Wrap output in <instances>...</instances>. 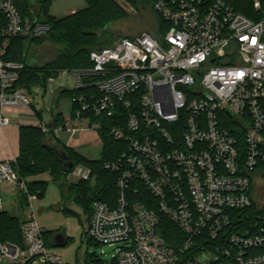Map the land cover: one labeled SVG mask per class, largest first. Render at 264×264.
<instances>
[{
    "label": "built area",
    "instance_id": "obj_1",
    "mask_svg": "<svg viewBox=\"0 0 264 264\" xmlns=\"http://www.w3.org/2000/svg\"><path fill=\"white\" fill-rule=\"evenodd\" d=\"M149 1L168 26L165 35L124 37L92 51V68L65 72L75 81L74 110L52 128L55 136L99 135L103 121L92 119L101 117L114 119L107 129L125 146L104 165L117 175V199L93 203L88 236L117 247L107 264H264V220L248 224L242 213L264 179V0H251L252 16L223 0ZM0 21V125L8 126V111L32 101L13 89L23 65L5 62L6 50L14 39H42L51 28L24 18L16 0H0ZM15 163L0 161V185L27 195L23 245L0 242V264H62L37 221L38 197L19 181ZM73 174L88 181L91 170ZM159 214L185 235L179 247L160 235Z\"/></svg>",
    "mask_w": 264,
    "mask_h": 264
},
{
    "label": "trees",
    "instance_id": "obj_2",
    "mask_svg": "<svg viewBox=\"0 0 264 264\" xmlns=\"http://www.w3.org/2000/svg\"><path fill=\"white\" fill-rule=\"evenodd\" d=\"M87 8L78 11L64 18H56L49 12L53 0H16L17 7L22 16L32 24L41 23L50 26L49 34L42 39L26 40L14 39L11 41L3 58L5 62L23 65L19 73V79L13 85V89H22L32 92L35 88L45 89L49 79H54L61 72L74 71L78 69H90L93 67L90 61V53L96 49L112 46L116 37L109 31V28L120 21L128 19L129 14L117 0H86ZM132 6L149 0H127ZM235 8L236 11L247 16H252L251 0H223ZM37 4V10L34 7ZM158 31L160 35H165L168 26L158 15ZM6 23L0 21V48L3 46L4 38L2 31ZM157 31V32H158ZM156 32V33H157ZM49 40L64 49L57 60L45 66L30 64V50L43 41ZM78 93H82L78 92ZM74 92L64 90L61 96H73ZM37 116H42L36 111ZM125 118V117H124ZM103 121L104 128L99 132L102 141L101 158L99 160H89L78 154L75 149L61 144L55 136L52 128L62 126L65 119L62 114H57L50 126V132L45 133L38 126H21L19 128V155L14 164V170L18 174L19 181H25L30 194L43 198L48 183L34 178L43 174H49L54 183H58L61 189L63 206L61 211L67 215H75L74 210L66 206L65 185L67 177L72 174L78 166H83L91 170L88 181H80L68 187V195L78 206L86 217L83 225L85 227L84 238L88 239V225L92 216V206L96 201L109 202L113 204L117 199V175L104 169V165L116 159L124 149L123 142L115 141L110 135L107 127H112L114 119L104 120L100 118L92 119V123ZM233 132V131H232ZM59 147L62 150H59ZM59 153H65L73 169L65 168V162L60 158ZM34 179V180H33ZM145 193V191H144ZM145 195L150 198L149 194ZM19 199L23 210L27 204V195L20 191ZM153 200V198H152ZM155 203V200H154ZM248 224H256L258 227L264 220V209H258L255 201L252 206L244 210ZM160 215L159 232L163 239L172 247H179L185 240V235L167 217ZM23 219L12 216L5 211H0V242H10L23 245L21 235V224ZM55 232L45 233L46 245L53 248L51 238ZM87 240V244H88ZM192 252V254H191ZM194 257V250L187 253ZM192 259V258H191Z\"/></svg>",
    "mask_w": 264,
    "mask_h": 264
},
{
    "label": "rangeland",
    "instance_id": "obj_3",
    "mask_svg": "<svg viewBox=\"0 0 264 264\" xmlns=\"http://www.w3.org/2000/svg\"><path fill=\"white\" fill-rule=\"evenodd\" d=\"M122 7L129 14L128 19L113 24L109 31L116 37V40L124 37H134L142 32H149L153 36L158 31L157 15L151 8V5H147V2L139 3L136 6H132L127 0H117ZM37 4H35V11L37 10ZM87 7L86 0H53L49 12L56 18H62L67 15L69 10H83ZM64 53V49L49 41H43L40 45L32 47L30 50V58L37 61L39 65L45 66L51 64L57 58ZM66 72V71H65ZM64 72H61L57 78L49 79L46 85V97L42 98V93L39 88H35L32 92H27V96L31 99L32 108H36L37 105H43L47 107H53V99H57L55 91L57 93L61 83L65 82L64 87L71 89V83H67L63 78ZM44 89V90H45ZM64 91V90H63ZM59 109L63 115L68 119L71 111V98L69 96H62L59 100ZM88 133V134H87ZM75 141L81 140V145H76L75 151L89 160H99L101 158L102 148L96 144V133L85 132L84 134H77ZM69 140L68 133L60 134L61 144L67 146ZM68 147V146H67ZM61 151L62 148L59 147ZM84 169L83 166H78L76 170ZM69 174L67 177V183L65 185V197L67 198L66 206L68 209L74 210L77 216L65 215L60 209L63 206V198L61 189L58 183H54L49 174H43L38 179L46 181L48 187L43 198H38L34 204L33 209L37 217L39 225L48 232H57L64 230L69 238V243L66 247L55 248L54 250L62 257V264H107L117 255V247L109 245H97L90 237L87 240L84 238L86 217L83 215L81 209L74 204L70 195H68V187L71 184H77L80 182L79 178L74 174ZM264 179L258 178L255 183V189L253 188L252 198L255 201L258 209H264ZM1 196L4 202V211L8 214L21 218H24V210L21 206L19 199L20 190L18 188L8 189L4 185H0ZM3 264H10V261L4 260Z\"/></svg>",
    "mask_w": 264,
    "mask_h": 264
},
{
    "label": "crops",
    "instance_id": "obj_4",
    "mask_svg": "<svg viewBox=\"0 0 264 264\" xmlns=\"http://www.w3.org/2000/svg\"><path fill=\"white\" fill-rule=\"evenodd\" d=\"M85 7L84 9H86ZM83 9V10H84ZM81 11V10H79ZM78 11L76 10H69L68 14L63 16L67 17L70 16ZM31 65H39L37 61H34L33 59H30ZM63 78L66 80L67 83H71L70 88L67 89L64 87L65 82L61 83L60 87L57 90V93L55 91L57 99H53V107H47L44 103L43 105H37V107L34 109L32 106L29 108L21 107L16 108L8 111V117L10 118V124L8 126H1L0 125V161H9V160H16L19 155V128L21 126H37V125H46L48 127L53 126L54 118L57 114H62L65 121H68L71 119L73 115V105L71 103V111L70 116L68 119L63 115L61 110H58L59 108V100L62 98L61 93L63 90H72L75 87V81L74 78L69 75L68 73H63ZM61 76V75H60ZM59 76V77H60ZM54 80V79H53ZM40 89V88H39ZM42 93V98L45 100L46 97V89H40ZM37 112H41L42 116L39 118L36 114ZM75 126L84 128L86 127V122L84 121H77L74 123ZM90 133H96L97 140L96 144L99 145V147L102 148V143L100 141L99 135L97 132L93 130H84L80 131L77 134H84L85 132ZM66 132V131H65ZM63 132V133H65ZM67 133V132H66ZM69 134V133H68ZM77 134L71 138L69 134V140L67 141V146L70 148L77 147L76 145H81L82 141L78 139V141H75L74 138H76ZM88 134V133H87ZM60 140V135L57 137ZM38 177L34 178L35 180H40ZM33 179V180H34ZM61 210V209H60Z\"/></svg>",
    "mask_w": 264,
    "mask_h": 264
},
{
    "label": "water",
    "instance_id": "obj_5",
    "mask_svg": "<svg viewBox=\"0 0 264 264\" xmlns=\"http://www.w3.org/2000/svg\"><path fill=\"white\" fill-rule=\"evenodd\" d=\"M60 158L65 162V168L68 170L73 169V163L70 162L68 156L65 153H59ZM69 243V238L64 230L55 232L51 238V245L53 248H63Z\"/></svg>",
    "mask_w": 264,
    "mask_h": 264
}]
</instances>
